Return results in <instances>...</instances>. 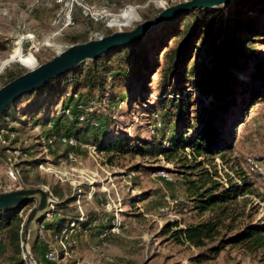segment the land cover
Listing matches in <instances>:
<instances>
[{"label":"rangeland","instance_id":"rangeland-1","mask_svg":"<svg viewBox=\"0 0 264 264\" xmlns=\"http://www.w3.org/2000/svg\"><path fill=\"white\" fill-rule=\"evenodd\" d=\"M77 1L89 7L105 8L108 14L106 21L95 22L82 13L80 6H75L77 9L74 8L75 12H72V25L66 28L55 27L51 25V21L64 12L63 2L60 3L59 0H0V67L26 71L37 64L50 61L58 52L74 44V41L79 43L82 40L107 36L119 28L131 30L138 24L136 21L139 18L153 19L163 8L175 6L186 0ZM221 10L223 15H227L225 7H221ZM248 14L239 15L233 12L237 21L264 27V18L249 12ZM192 21L190 18L186 19L181 28L185 29L186 25L193 23ZM183 36L181 33L180 36L168 41L167 51L175 48ZM27 37H33L32 41L27 40ZM244 37L246 36L234 38L240 45ZM256 41L257 43L252 46L254 54L251 51L247 56L256 55L257 63L264 65V38ZM206 43L207 37H203L198 44L203 47ZM32 46H38V51L34 52ZM165 51L157 54L160 64L165 62ZM198 57L201 58L200 54L195 53L188 65L189 70L193 65L200 63ZM238 63L230 70L232 74L228 81L229 90L239 94L242 90L260 88L262 83H257L255 77L261 70V65L253 69V61L243 65L238 59ZM203 66L209 68L208 63H204ZM107 67L110 73L108 77H111L112 82L111 101L125 99L126 102L115 111L95 105L99 113L97 116L99 124L103 128L98 131L85 128L82 134L76 135L78 146L75 149V161L65 160V148L61 146L48 148L44 143L43 147L40 146L43 142L41 138L52 134L48 132L51 129L50 124L49 127L43 125L40 128L32 124L43 121L50 115L53 122L61 124L63 134H67L69 123L62 119L57 120L63 107V97L49 115L42 109L34 113L36 115H31L30 112H27L26 116L23 115L27 108L31 110L38 106L36 101L22 105L18 113L9 111L4 118L2 114L0 128L16 129L21 145L28 147L27 160H42L43 168L51 169L45 172L39 165H31L28 168L18 166L17 181L22 189L47 188L59 203L73 199L74 203L70 206L71 210L67 217H75L77 214L85 217L92 213L97 218H102L104 222L101 221L100 225L107 228L118 222L121 225L119 233L111 236L104 248L108 250L109 257L119 264H262L263 250L251 245L228 246L217 255L210 253L209 249L216 247L224 235H233L250 223L264 220V179L261 174H248L244 165L245 158H253L259 162L264 172V100L252 106L243 123L237 128L236 142L231 151L213 157L197 158V161L202 163V168L221 186L228 188L230 184H234L244 187V190L238 193L237 200L231 206L234 220L232 228L235 230L232 233L223 230L213 242L207 243L205 247L195 248L187 242L177 243L171 237L172 232L162 233L166 224H172L171 229L175 231L204 222L211 215L210 212L201 215L196 211V197L193 196L195 191L189 190L192 187L189 185L190 181L197 183V186L201 184L196 175L198 171L188 167L192 164L189 156L191 151L186 148L183 152H178L180 159L169 161L161 154V149L169 148L176 135L177 118L169 103L165 102L163 107L159 102L171 98L176 80L171 89H168L166 96H162L161 89L165 85L159 70L149 77L147 102L142 103L141 98L144 95L141 93L140 99L134 103L127 98L132 82L127 67L120 61V55L111 57ZM4 74L5 70L1 71L0 87L6 81ZM79 89L87 92L81 87ZM194 94L199 96L197 110L191 115L198 117L194 121L200 122L205 108H210L209 116L214 117L212 116L214 98L210 95L202 97L196 90ZM32 116L35 118L29 120L28 118ZM21 121H27L28 124L22 125ZM194 133L186 132L184 138H191ZM123 134L130 135L135 141L131 145L133 150L125 156H115L109 159V162L108 156L102 151L95 150L90 153L87 150V146L97 149L95 141L110 140ZM139 148L146 150L139 151ZM23 161H26V158ZM3 171L4 169L0 167V179L6 184L8 180ZM224 184H227V187ZM35 206V201L24 206L18 217L21 219L20 225L17 226L15 223L12 226L18 227L21 235L19 248H16L11 240V230L3 229L0 264H29L23 244V232L26 218ZM75 237L78 238L75 239L76 242L79 241L78 246L69 245L63 249L56 245L60 257V252L65 250L69 255L63 259L62 264H106L105 258L91 251L90 247L93 244L88 233L84 232ZM37 240L42 244L36 246ZM48 240L46 236L39 238L38 223L29 231L26 247L37 264H51L44 259L47 245L53 244ZM82 245L85 247L84 255L78 251ZM70 246H75V249L72 250Z\"/></svg>","mask_w":264,"mask_h":264},{"label":"trees","instance_id":"trees-1","mask_svg":"<svg viewBox=\"0 0 264 264\" xmlns=\"http://www.w3.org/2000/svg\"><path fill=\"white\" fill-rule=\"evenodd\" d=\"M225 8L227 9V15H223L221 8L215 11L195 9L183 14L175 22L158 28L139 42L112 49L93 61H87L65 73L62 77L52 79L44 86L25 94L17 102L6 107L3 118L5 115L7 116L9 111L18 113L19 107L34 101L38 102V106L31 110L27 108L23 113L24 116L27 115V112H30L31 115H36L34 113L39 112L40 109L42 111L45 110V114L49 115V112H52V109L58 105V102L63 97V105L72 107L71 112L74 117L83 115L85 118L84 122L78 121L77 118L73 122H67L61 117L57 119H62L64 122L69 123L68 129L70 133L68 132L67 134L71 135L63 134L61 124L53 122L50 115L46 116L47 118L43 121H36L32 124L35 127H42L43 125L49 127V124L53 123L50 131H48L52 133L51 136L62 134L78 139L76 135L82 134V130L85 128L97 131L103 128L99 124V118H97L99 114L97 109L94 108L92 112L87 111L91 101H95L98 107L104 106L105 108H110L111 111L120 109L121 105L126 102L125 99L116 100L115 102L111 101L112 82L110 80L111 77H108L110 73L107 67L111 57L120 55V61L127 67L128 76H130L132 82L127 98L134 103L140 99L141 93L144 95L141 98L142 103L145 104L147 102L149 77L161 70V80L165 85L161 89L162 96H166L168 89H171L175 80L176 87L172 91L174 94L171 95V98L169 100L162 99L159 105L164 107L165 102L169 103L177 118L176 135L170 142L169 148L161 149V154L169 161L180 159L181 156L178 157V152H183L186 148L191 151L189 155L191 160H189L192 164L188 165V167L198 171L196 175L201 182L199 186L194 181L189 182V185L192 186L189 190L195 191L193 195L196 197L195 209L201 215L207 212L211 213L206 221L184 229L172 231V224H166L162 233L172 232L171 237L177 243L187 242L195 248L205 247L207 243L213 242L223 230L229 233L235 230L232 228L234 220L231 206L237 200L238 193L243 192L244 187L230 184L228 188H224L210 177L209 173L202 168V163L197 161V158L213 157L231 151L236 142L237 128L243 123L252 106L264 100V65L257 63L256 55V57L247 56V53L251 51L254 54L252 46L257 43L256 39L264 38V27H257L250 22L237 21L233 15V12H237L239 15L241 13L248 14L249 12L264 18V0H237L225 6ZM74 10L73 13L75 12ZM188 18L193 20V23L186 25L185 29L181 28L182 23ZM181 33L184 35L182 41L175 48L167 51V42L180 36ZM237 36H246L242 38L240 45L234 38ZM203 37H207V43L202 47L198 43ZM86 41L87 39L81 42ZM73 43L76 44L78 41ZM160 51L166 52L164 53V64H160L157 58V54ZM195 53L197 55L200 54L201 58L198 57L200 63L193 65L189 70L188 65L193 60ZM238 59L243 62V65L253 61V69L261 65V70L255 77L257 83H262L260 88L253 87L247 89V91L242 90L241 92L239 91V94H236V91L229 90L228 81L232 74L230 70L237 65ZM204 63H208L209 68H205L203 66ZM86 66L89 67L87 68ZM211 66L213 67L211 68ZM4 70L6 81L2 86L26 72L22 69L10 70L4 68L2 71ZM80 87L87 92L80 91ZM195 90L202 97L210 95L214 98L213 111L211 110L214 117L209 116L210 108H205L199 123L195 122L198 117H191L192 114H195L199 101V96L197 97L194 94ZM67 94L71 95L69 99H66ZM74 94L78 95V99H72ZM236 99L239 101L237 102ZM206 112L207 115L205 116ZM32 118L35 117L32 116L28 119ZM21 122L22 125L28 124L27 121ZM93 122L98 123V126H93ZM189 131H194L195 133L191 138L185 139L184 134ZM51 136L48 135L44 139ZM134 142L130 135L123 134L114 139L95 141L94 143L97 146V150L108 156L109 161L115 156L129 154L133 150L131 145ZM41 145L43 147V142ZM27 148L25 147L24 152L29 153ZM138 150L146 149L139 148ZM66 152L67 148H65ZM183 160L185 161L186 158ZM41 161L26 160L20 163L19 166L26 168L31 165L38 166ZM191 174H193V171ZM195 185L196 187H193ZM73 203V199H68L55 206L53 210L54 220L45 225L44 237L46 236L49 242L50 238L47 233H61L68 228L69 223L72 221L79 223L80 232H75L76 236L85 232L90 235V238H93L101 229L107 228L100 225L101 221L104 222V220L97 218L92 213L85 216L81 222L78 214L75 217H67L71 210L70 206ZM22 209L23 207L10 213H0L1 240L3 238V229L9 228L11 230V240L15 243L16 248H19L21 235L18 227L14 228L12 226L15 223L17 226L20 225L21 219L19 220L18 217ZM11 228L14 229L12 230ZM75 239L78 240L77 237ZM38 244H42L41 241L37 240L36 246ZM236 245H251L262 249L264 256V220L254 224L250 223L233 235H224V238L218 242L216 247L209 249V252L217 255L226 247ZM70 247L72 250L75 249V246ZM60 254L62 258L64 252L61 251ZM261 262L264 264V258Z\"/></svg>","mask_w":264,"mask_h":264},{"label":"water","instance_id":"water-1","mask_svg":"<svg viewBox=\"0 0 264 264\" xmlns=\"http://www.w3.org/2000/svg\"><path fill=\"white\" fill-rule=\"evenodd\" d=\"M237 0H186L175 6L163 8L153 19L136 21L138 24L131 30L119 29L107 36L89 39L67 46L58 52L50 61L37 64L34 68L26 69V72L11 82L0 87V118L6 107L17 102L25 94H28L52 79L62 77L65 73L82 65L87 61H93L112 49L123 47L143 40L149 34L162 26L175 22L183 14L195 9L215 11ZM4 66L0 67V72ZM5 164L0 159V167ZM36 202V206L29 212L23 234L26 256L29 264H37L29 249L26 247L28 234L43 216L49 212V195L42 188L22 189L0 193V213H10L26 206L30 202Z\"/></svg>","mask_w":264,"mask_h":264},{"label":"built area","instance_id":"built-area-1","mask_svg":"<svg viewBox=\"0 0 264 264\" xmlns=\"http://www.w3.org/2000/svg\"><path fill=\"white\" fill-rule=\"evenodd\" d=\"M60 3L63 2V13L60 14L57 18H54L51 21L52 26H62V27H69L72 25V12L75 6H80L82 8V13L87 17L92 19L95 22L98 21H106V18L108 16L107 12L105 11V8H95L94 6L89 7L85 5H81L78 3L77 0H59ZM109 27V24H107ZM120 29V28H119ZM27 40L32 41L33 37H27ZM34 52H37L39 47L38 46H32L31 47ZM71 97L70 94L66 95V99H69ZM73 100L78 99V95L74 94L72 97ZM68 101V100H67ZM96 102L91 101L87 107L88 112H92L95 108ZM62 109L60 111V114L58 115V118H64L67 122H73L76 118L80 122H84L85 118L83 115H80L78 117H74L72 114V107H66L62 105ZM53 123H50V126H52ZM93 126L97 127L98 123L93 122ZM40 128V126H36ZM42 139V138H41ZM43 143L46 147H54L55 145L65 147L67 148V152L65 153V160L72 162L75 161V149L78 146V141L73 136H65L62 134L59 135H53L50 138L42 139ZM25 144V142H23ZM26 146L21 145V141L19 139V134L13 127H2L0 128V159L3 160L5 166L1 167L4 169L5 177L7 178L8 182L6 184H3L0 179V193H6L10 191H17L22 190V186L18 183V166L20 163L24 162L23 159L29 157V153L24 152ZM88 152L93 153V151L97 150L96 147L93 146H87ZM244 165L246 172L248 174H261L264 179V172L262 171L261 166L259 165V162L254 160L253 158H245L244 159ZM39 168L43 171H50V167L43 168V165L40 164ZM166 176V175H162ZM227 187V184H224ZM48 195H49V212L46 213L43 218L38 223V234L39 238L42 239L45 233V225L47 223H50L54 220V213L53 210L55 206L59 203L56 198L52 196L50 192H48L47 188L44 189ZM109 205V203H108ZM84 220L83 216L79 217V221L81 222ZM79 223L76 221H72L69 223L68 228L63 230L61 233H55L53 232L50 237V242L53 244L47 245L45 249L44 259L46 262L51 264H62L63 259L68 257V253L64 252V256L61 258L59 255V251L56 248V245H60L63 249H65L66 246L69 245H76L77 242L75 241V232L79 231ZM121 229V225L116 222L110 225V227L106 229H101L96 236H94L95 242L93 245H91L90 249L91 251L98 255L99 257H103L106 259V264H119L118 261H116L113 258L109 257L108 250L105 247L106 242L110 239L111 236L116 235L119 233V230ZM1 240V237H0ZM49 244V243H48Z\"/></svg>","mask_w":264,"mask_h":264},{"label":"crops","instance_id":"crops-1","mask_svg":"<svg viewBox=\"0 0 264 264\" xmlns=\"http://www.w3.org/2000/svg\"><path fill=\"white\" fill-rule=\"evenodd\" d=\"M48 234V236H49V238L51 237V234L50 233H47ZM88 238V237H87ZM87 238H85V242H86V240H87ZM91 239V241H92V244L95 242V239H94V237L93 238H90ZM79 242V241H78ZM78 246V245H77ZM44 249V248H43ZM79 253H83V251H85V247H83V245L81 246V248H79ZM44 252V251H43ZM84 254H86L85 252L83 253V255Z\"/></svg>","mask_w":264,"mask_h":264},{"label":"bare ground","instance_id":"bare-ground-1","mask_svg":"<svg viewBox=\"0 0 264 264\" xmlns=\"http://www.w3.org/2000/svg\"><path fill=\"white\" fill-rule=\"evenodd\" d=\"M13 62V61H12ZM34 68V67H33Z\"/></svg>","mask_w":264,"mask_h":264}]
</instances>
